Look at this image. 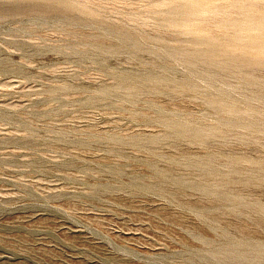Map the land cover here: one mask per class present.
<instances>
[{
	"label": "rangeland",
	"instance_id": "1",
	"mask_svg": "<svg viewBox=\"0 0 264 264\" xmlns=\"http://www.w3.org/2000/svg\"><path fill=\"white\" fill-rule=\"evenodd\" d=\"M263 43L264 0H0V264H264Z\"/></svg>",
	"mask_w": 264,
	"mask_h": 264
},
{
	"label": "bare ground",
	"instance_id": "2",
	"mask_svg": "<svg viewBox=\"0 0 264 264\" xmlns=\"http://www.w3.org/2000/svg\"><path fill=\"white\" fill-rule=\"evenodd\" d=\"M231 2H232V1H231ZM253 2H254V1H253ZM242 3H243V2H242ZM242 3H241V5H243ZM244 4H246V3L244 2ZM229 10H230V9H229ZM217 11H218V10H217ZM225 13H226V12H225ZM192 28H193V27H192ZM236 35H237V34H236ZM236 37H237V36H236ZM258 42H259V41H258ZM261 43H262V42H261ZM255 44H256V43H255ZM263 44H264V43H263ZM250 45H251V44H250ZM260 45H261V44H260ZM230 48H231V47H230ZM250 48H251V47H250ZM250 48H249V50H250ZM258 49H259V48H258ZM258 49H257V51H259ZM234 50H235V49H234ZM254 50H255V49H254ZM257 51H256V53H257ZM260 51L262 52V50H260ZM260 51H259V52H260ZM259 52H258V53H259ZM231 54H232V53H231ZM253 54H254V53H253ZM259 54H260V53H259ZM260 56H262V55H260ZM256 57H257V56H256ZM256 57H255V58H256ZM258 57H259V56H258ZM262 58H263V57H262ZM222 107H223V106H222ZM199 131H201V130H199ZM203 132H205V131H201V133H203ZM206 132H207V131H206ZM201 133H198V134H201ZM204 134H206V133H204Z\"/></svg>",
	"mask_w": 264,
	"mask_h": 264
}]
</instances>
